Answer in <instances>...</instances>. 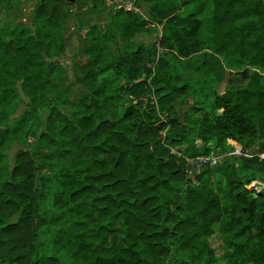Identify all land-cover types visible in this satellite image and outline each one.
Returning a JSON list of instances; mask_svg holds the SVG:
<instances>
[{"label":"trees","instance_id":"obj_1","mask_svg":"<svg viewBox=\"0 0 264 264\" xmlns=\"http://www.w3.org/2000/svg\"><path fill=\"white\" fill-rule=\"evenodd\" d=\"M206 1L179 0L157 13L167 21L164 49L174 37H194L195 28L177 23L179 7H191L193 20ZM214 1L218 44L202 67L218 84L227 67L248 66L251 78L245 87L217 86L206 116L174 120L165 133L159 113L190 95L187 65L166 60L168 73L152 75L154 49L135 41L143 22L132 10L111 8L103 26L75 30L90 60L85 75L75 72L86 93L69 113L72 88L59 85L46 60L66 47L67 2L39 0L32 27L0 24V110L14 114L29 99L0 127V264H264V159L224 156L203 166L207 182L172 150L209 155L264 142V0ZM100 5L88 0L90 9ZM14 142L29 147L11 166Z\"/></svg>","mask_w":264,"mask_h":264},{"label":"rangeland","instance_id":"obj_2","mask_svg":"<svg viewBox=\"0 0 264 264\" xmlns=\"http://www.w3.org/2000/svg\"><path fill=\"white\" fill-rule=\"evenodd\" d=\"M38 1L39 0H0V24L6 23L12 27L17 22H23L32 27V13ZM65 1L68 5L66 17V47L59 55L53 58H46V60L49 64L48 68L57 79L59 85H70L72 88V96L63 104V108L69 113L77 107L80 97L86 93V89L80 81V76L85 75L90 60L87 53L81 49L84 41L75 33V30L81 22H83L86 27L92 25L103 26L108 19L111 8L114 7L112 6L113 4L106 3L105 6L100 5L97 9H90L88 8V0ZM132 1L134 3L131 10L143 22V30L136 35L135 41L146 42L152 45L154 49L149 63L152 75L159 70L164 71L163 75L165 72L168 73V69L164 67V63H167L166 60L177 59L178 61H183V63L187 65V69L185 70L184 67L183 70L190 84V95L189 97L178 99L167 111L159 113L161 120L168 124L164 129V133L167 128L171 127L174 120L190 124L192 121L206 116L215 107L214 90L217 86H220L221 90H228L245 87L247 85L251 78V68L248 66L238 68L227 67L228 76L219 84L215 76H213L209 70L205 69V67H202L204 53L214 52L218 44V38L213 28V23L215 22L214 16L216 14L214 0H207L202 5L201 11L197 13L193 20L187 18L191 12V7H179L177 13L182 21L179 20L177 23H182L188 28H195V34L194 37L179 35L183 37L182 43H177V38H172L169 45L170 49H164L160 44L167 21L166 18L160 21L157 13L166 8L180 6L179 0ZM193 42L196 48H194ZM189 48L195 49V53L190 56L186 53ZM167 50L171 51L170 54L166 53ZM218 55L219 58L225 62V53H219ZM76 62H79L78 66H76ZM75 72H79L78 75L80 76L75 74ZM145 76L148 78V81L151 82L152 76ZM169 79L170 77L166 78V84L170 81ZM23 98L24 103L20 104L19 109L14 114L7 115L0 110V127H2L1 122L3 119L11 121L12 118L19 116V114L27 108L29 99L26 95H23ZM133 104L134 103L131 101L126 102L124 111L125 109L129 110ZM219 112H221V109ZM28 147V145H22L18 142L13 143L7 152L11 166L14 165L17 153ZM173 148L177 152H183L185 146ZM233 151L234 148L221 153L227 156V159L232 162L235 159H239L241 156H245L246 153L253 156L256 153L264 152V142L259 137L256 139L254 146L246 150V153L238 154ZM205 167H200V169L194 171L191 176L198 181L211 182L210 173L204 171ZM212 243L217 253L220 255L222 253V241L220 236H213Z\"/></svg>","mask_w":264,"mask_h":264},{"label":"built area","instance_id":"obj_3","mask_svg":"<svg viewBox=\"0 0 264 264\" xmlns=\"http://www.w3.org/2000/svg\"><path fill=\"white\" fill-rule=\"evenodd\" d=\"M105 1L107 4L108 3L113 4L112 5L114 7L113 9L124 8L126 10H131L133 8V3H134L132 0H105ZM197 143L200 144V141L197 140ZM172 150L178 153L179 155H182L185 157L188 173H192L195 169H199L200 167H203L205 165H209L212 167L217 166L218 164L222 162L224 158V154L222 153H212L209 155L186 156V155H183L182 152L175 151L174 148H172ZM233 152L238 153V154H244L246 153V150H244L242 145L238 144L234 147ZM246 155L248 154L246 153ZM255 155L264 159V152L256 153ZM253 184H255V182H253Z\"/></svg>","mask_w":264,"mask_h":264}]
</instances>
